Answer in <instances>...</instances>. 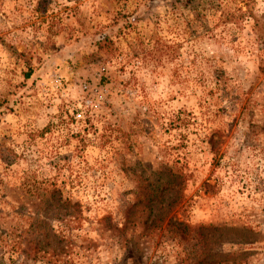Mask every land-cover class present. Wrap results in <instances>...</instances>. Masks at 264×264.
Segmentation results:
<instances>
[{"label":"rangeland","instance_id":"1","mask_svg":"<svg viewBox=\"0 0 264 264\" xmlns=\"http://www.w3.org/2000/svg\"><path fill=\"white\" fill-rule=\"evenodd\" d=\"M0 264H264V0H0Z\"/></svg>","mask_w":264,"mask_h":264}]
</instances>
